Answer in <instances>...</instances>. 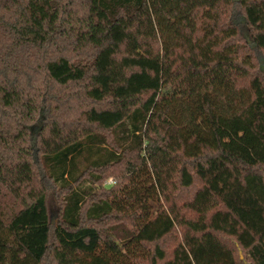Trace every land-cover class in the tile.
Segmentation results:
<instances>
[{
  "label": "trees",
  "instance_id": "16d2710c",
  "mask_svg": "<svg viewBox=\"0 0 264 264\" xmlns=\"http://www.w3.org/2000/svg\"><path fill=\"white\" fill-rule=\"evenodd\" d=\"M0 264H264V0H0Z\"/></svg>",
  "mask_w": 264,
  "mask_h": 264
},
{
  "label": "rangeland",
  "instance_id": "374dc122",
  "mask_svg": "<svg viewBox=\"0 0 264 264\" xmlns=\"http://www.w3.org/2000/svg\"><path fill=\"white\" fill-rule=\"evenodd\" d=\"M110 178H113V177H110ZM48 206H49V211L52 216V219L55 220L54 223H56L58 220V205H57L55 196L52 193L49 196Z\"/></svg>",
  "mask_w": 264,
  "mask_h": 264
},
{
  "label": "built area",
  "instance_id": "2783aa9c",
  "mask_svg": "<svg viewBox=\"0 0 264 264\" xmlns=\"http://www.w3.org/2000/svg\"><path fill=\"white\" fill-rule=\"evenodd\" d=\"M112 183H114V180H113V178H110L107 182H106V184H112Z\"/></svg>",
  "mask_w": 264,
  "mask_h": 264
},
{
  "label": "water",
  "instance_id": "95a60500",
  "mask_svg": "<svg viewBox=\"0 0 264 264\" xmlns=\"http://www.w3.org/2000/svg\"><path fill=\"white\" fill-rule=\"evenodd\" d=\"M35 159L37 160V154L36 153H35ZM50 219H51V223H54L55 222V220L52 219L51 214H50Z\"/></svg>",
  "mask_w": 264,
  "mask_h": 264
}]
</instances>
